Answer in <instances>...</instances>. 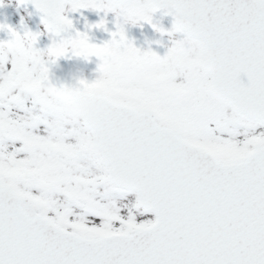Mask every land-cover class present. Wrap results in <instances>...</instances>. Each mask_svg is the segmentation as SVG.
Instances as JSON below:
<instances>
[{
	"label": "snow or ice",
	"instance_id": "snow-or-ice-1",
	"mask_svg": "<svg viewBox=\"0 0 264 264\" xmlns=\"http://www.w3.org/2000/svg\"><path fill=\"white\" fill-rule=\"evenodd\" d=\"M31 2L60 39L44 53L39 33L0 24L12 36L0 46L24 56L22 67L0 59V264H264V0ZM66 4L184 38L160 56L117 23L92 43L71 35ZM161 9L175 18L170 31L152 23ZM69 52L112 77L78 80L82 94L104 97L95 121L55 118L69 86L51 82L49 65ZM141 67L161 73L166 95L134 85ZM129 194L154 219L118 206Z\"/></svg>",
	"mask_w": 264,
	"mask_h": 264
},
{
	"label": "rangeland",
	"instance_id": "rangeland-1",
	"mask_svg": "<svg viewBox=\"0 0 264 264\" xmlns=\"http://www.w3.org/2000/svg\"><path fill=\"white\" fill-rule=\"evenodd\" d=\"M70 7V4L65 6V13L74 22L72 35H75L76 31L85 32L89 35L90 42L92 43L103 44L110 40L112 38L110 33L117 31V23H120L125 27L126 35L130 41L134 42L135 47L140 48L142 51L151 49L152 51L157 52L160 56L167 54L168 49L172 47L173 40L184 38V34L182 33H174L171 36L168 35L167 32L161 34L152 27V24L145 21H140L137 24H132L131 22L125 23L124 18H118L115 12L106 13L94 9H80L77 12H72ZM101 19H104L107 22V31L100 28L88 27L89 25L98 24ZM152 23L158 24L169 31L172 28L171 22L168 21L166 17L155 13L153 14ZM0 24L10 25L21 35H24L28 31L39 33V38L34 47L44 53L47 52V49L51 46L54 39L58 40L53 34H50L46 30L45 25L40 19L36 18L28 8L19 4L16 0H2V2H0ZM10 39H12V36L6 28L0 30V41H7ZM157 41L160 43H157ZM9 47L13 46L9 45ZM99 63L100 62L96 57H92L90 60H85L84 58L77 57L69 52L66 56L60 57L55 63L49 65L51 82L54 84L55 75L59 72H66L68 75L74 76L78 79L83 78L92 81L99 75ZM147 69L148 67L134 68L129 72L130 80L140 90L148 89L141 88L134 77L136 73H146ZM111 79L104 81V84L110 83ZM182 79V77H179L178 82ZM150 87L151 85H149V88ZM135 200V194H129L126 199L118 201V206L128 204L129 208H131L132 214L137 217L138 221L146 217L154 219L153 214L146 213L145 215H141L143 209H135L132 207ZM129 208H124L122 215L126 217L129 214Z\"/></svg>",
	"mask_w": 264,
	"mask_h": 264
},
{
	"label": "clouds",
	"instance_id": "clouds-1",
	"mask_svg": "<svg viewBox=\"0 0 264 264\" xmlns=\"http://www.w3.org/2000/svg\"><path fill=\"white\" fill-rule=\"evenodd\" d=\"M0 59L10 62L14 61L17 67H22L24 63L23 53L14 46L9 47L7 43L0 46ZM112 64V70L115 71L116 61L113 60ZM163 68L169 73H175L177 71V64L175 62H166ZM32 70L37 73L41 70L38 60L32 63ZM111 78L108 72H103L99 73L96 79L104 82ZM134 78L141 88L148 90L155 89L160 95L167 94V83L156 68L148 67L146 73H136ZM149 85H151L150 88ZM104 104V97L99 94L84 95L77 86L69 87L68 97L56 105L55 118L63 125H78L84 120L95 121L99 117Z\"/></svg>",
	"mask_w": 264,
	"mask_h": 264
},
{
	"label": "water",
	"instance_id": "water-1",
	"mask_svg": "<svg viewBox=\"0 0 264 264\" xmlns=\"http://www.w3.org/2000/svg\"><path fill=\"white\" fill-rule=\"evenodd\" d=\"M19 2H21V0H18ZM23 3L24 5L26 6H29L32 11H33V14L36 15L37 17L39 18H43V13L41 11H39L36 7H35V4L33 2H31V0H24V2H21ZM167 10L165 9H161L157 12H160V13H163L164 15H166ZM66 15V14H65ZM169 17V19H171V21L174 23V16L172 15H166ZM67 35V34H65ZM58 39H60V37H57ZM241 80L247 84L248 83V77L244 74L241 75ZM55 85L57 87L59 86H62V85H67L69 87H75V86H78V80L73 78V77H69L68 75L64 74V73H59L58 75H56L55 77Z\"/></svg>",
	"mask_w": 264,
	"mask_h": 264
}]
</instances>
